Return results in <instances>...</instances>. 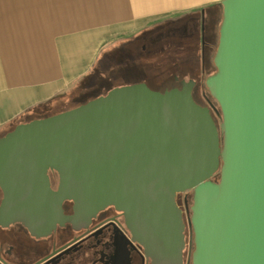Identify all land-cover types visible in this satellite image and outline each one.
Returning a JSON list of instances; mask_svg holds the SVG:
<instances>
[{"label": "water", "instance_id": "water-1", "mask_svg": "<svg viewBox=\"0 0 264 264\" xmlns=\"http://www.w3.org/2000/svg\"><path fill=\"white\" fill-rule=\"evenodd\" d=\"M221 5L218 70L206 80L218 127L193 100V81L163 92L121 86L20 122L0 136V225L42 235L64 199L79 216L113 205L151 264H183L174 196L192 190V264H264V0Z\"/></svg>", "mask_w": 264, "mask_h": 264}, {"label": "crops", "instance_id": "crops-1", "mask_svg": "<svg viewBox=\"0 0 264 264\" xmlns=\"http://www.w3.org/2000/svg\"><path fill=\"white\" fill-rule=\"evenodd\" d=\"M221 1L0 0V136L42 118L80 87L105 51L131 47L152 21Z\"/></svg>", "mask_w": 264, "mask_h": 264}, {"label": "flooded vegetation", "instance_id": "flooded-vegetation-1", "mask_svg": "<svg viewBox=\"0 0 264 264\" xmlns=\"http://www.w3.org/2000/svg\"><path fill=\"white\" fill-rule=\"evenodd\" d=\"M206 14L202 10L198 20H195L196 17H187L180 22H165L167 24L164 25L161 36L172 49L177 44L174 43L175 37L183 36L186 40L187 45L180 47L178 44V48L188 50L186 57L189 62H196L199 70L186 75L181 73L182 77L175 79L176 88L181 89L182 81H193V100L208 109L218 127L220 106L206 84L207 78L218 70L214 61L218 43L216 44L211 23L214 16L211 20ZM137 40L132 38V45ZM137 56L142 57L141 51ZM175 64L176 62L173 66L176 67ZM47 175L50 187L56 190L59 181L57 172L48 169ZM212 180L217 182L213 178ZM2 198L3 193L0 190V203ZM174 201L183 224V264H192V253L195 249L194 233L190 224L192 190L176 193ZM61 208L62 217L55 222L54 228L42 235L32 233L20 221L5 220L0 225V264H151L150 259L144 256L142 247L134 241L123 212L115 206L107 205L90 216L76 214L72 199H64Z\"/></svg>", "mask_w": 264, "mask_h": 264}, {"label": "rangeland", "instance_id": "rangeland-1", "mask_svg": "<svg viewBox=\"0 0 264 264\" xmlns=\"http://www.w3.org/2000/svg\"><path fill=\"white\" fill-rule=\"evenodd\" d=\"M213 7L216 8V6ZM213 7H205L204 9L207 11ZM192 12L195 13L196 10L193 9ZM218 12L219 15L215 17L218 18L217 26L220 28L223 21V7H220ZM173 16H168L171 19L162 18L149 23L131 47L129 43H126L120 45L117 49L115 48L116 50L108 49L109 51H105L96 62L82 87L75 88L69 97L58 99L51 105L50 109L39 116L48 117L58 114L103 96L113 88L140 82L145 83L154 91L163 92L176 88L175 79L182 77L181 73L185 75L196 73L199 67L196 62H189L186 57L188 55L187 49L181 50L178 48V44H180V47L187 45L183 36L175 37L176 41L174 43L177 42V44L174 49L171 48L172 46L169 48L163 36H161L164 33V25L167 24L165 22H180L182 16ZM211 23L213 22L211 21ZM219 35L216 44L219 42ZM181 38L183 40H180ZM143 48H145L144 51ZM140 51L142 57L137 56ZM174 62H176V67L173 66Z\"/></svg>", "mask_w": 264, "mask_h": 264}, {"label": "trees", "instance_id": "trees-1", "mask_svg": "<svg viewBox=\"0 0 264 264\" xmlns=\"http://www.w3.org/2000/svg\"><path fill=\"white\" fill-rule=\"evenodd\" d=\"M211 7H213V6H211ZM220 7H222V5L221 4H218L217 6H216V8H210V9H208L207 11H206V17H207V15H208V18H210L211 19V17L212 16H218L219 15V12H218V9L220 8ZM200 9H198V10H196V12L194 13V12H191L190 14L188 13V14H185V15H183L182 17H181V20L180 21H183V20H185L187 17H199L200 16ZM220 17V16H219ZM217 17H215L214 18V20H213V30H214V32H215V36H216V41H217V37H218V35H219V31H218V26H217ZM212 20V19H211ZM88 77V76H87ZM87 79V78H86ZM86 79L84 80V82L83 83H85V81H86ZM83 83H81V85H80V87H82V84ZM70 96V95H69ZM68 96V97H69ZM213 179L215 180V181H217L218 180V177L217 176H214L213 177Z\"/></svg>", "mask_w": 264, "mask_h": 264}]
</instances>
